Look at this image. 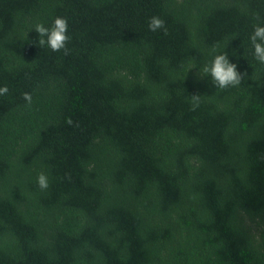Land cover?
Wrapping results in <instances>:
<instances>
[{
    "label": "trees",
    "instance_id": "trees-1",
    "mask_svg": "<svg viewBox=\"0 0 264 264\" xmlns=\"http://www.w3.org/2000/svg\"><path fill=\"white\" fill-rule=\"evenodd\" d=\"M57 17L68 55L38 46ZM257 24L264 0H0V264H264Z\"/></svg>",
    "mask_w": 264,
    "mask_h": 264
},
{
    "label": "clouds",
    "instance_id": "clouds-1",
    "mask_svg": "<svg viewBox=\"0 0 264 264\" xmlns=\"http://www.w3.org/2000/svg\"><path fill=\"white\" fill-rule=\"evenodd\" d=\"M255 19L259 20V14H255ZM148 27L150 31L163 30L167 34V28L165 21L158 16L150 18ZM35 31L39 34L38 46L43 47L47 45L53 52H59L63 50L65 55L69 54L67 44L70 40L68 33V19L65 17H57L54 20L51 29L46 28L43 24H37ZM251 44L254 48L255 59L261 64H264V26L257 24L254 26L253 34L250 37ZM215 50V49H214ZM198 75L200 77H210L213 85L220 89H226L228 87H236L243 81L244 75L237 70V65L230 63L228 54L226 52L217 54L214 56L210 65L203 66L199 69ZM8 92L7 86L0 88V95H5ZM201 95L194 94L190 96L193 110L199 107ZM24 101L27 104H31L32 96L30 93H24L22 95ZM68 125H72L71 118L66 120ZM37 183L41 190H46L49 187L48 177L45 173L38 174Z\"/></svg>",
    "mask_w": 264,
    "mask_h": 264
}]
</instances>
